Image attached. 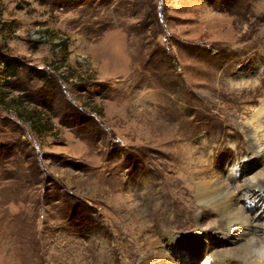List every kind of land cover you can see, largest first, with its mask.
I'll return each mask as SVG.
<instances>
[{
    "label": "rangeland",
    "instance_id": "rangeland-1",
    "mask_svg": "<svg viewBox=\"0 0 264 264\" xmlns=\"http://www.w3.org/2000/svg\"><path fill=\"white\" fill-rule=\"evenodd\" d=\"M0 53V264H211L225 185L264 222V0H0Z\"/></svg>",
    "mask_w": 264,
    "mask_h": 264
},
{
    "label": "bare ground",
    "instance_id": "bare-ground-1",
    "mask_svg": "<svg viewBox=\"0 0 264 264\" xmlns=\"http://www.w3.org/2000/svg\"><path fill=\"white\" fill-rule=\"evenodd\" d=\"M255 123H257V125H256L257 130L258 131L260 130L262 133H264L263 121L260 120L259 118L254 117V119L251 121V124H255ZM263 136H264V134H263ZM249 167L251 169L253 166L252 167L249 166ZM261 179H264V177ZM255 185H256L255 183L250 181V183H248V185H246V188H252V187H255ZM225 186H223V187L219 186V188L217 190L218 195H214V197L212 196V198H213L214 202L216 203L218 210H220L223 214L220 217V222L222 224L217 225L216 227H217V229H221L223 232H226L224 235H228L227 237L229 239L227 238V240L225 241L226 243H222L223 244L222 246L225 247L223 250L216 251V252L214 251V253L212 255L214 256L213 259H216V261H212L211 264H227L228 262H229L228 264H233L229 258L239 260L242 262V264H247V263L253 264L256 260L255 257H259L260 254H261V256L263 255L260 252V250L257 249L259 247V245L262 243V240L259 237H257V234L261 231H264V222L253 221L254 219L252 220V218L249 215H247V212H246L247 207L241 206L237 202H232V199L234 198L233 197L234 194L229 193V192L227 194H225V192H224V190L226 188ZM259 186L262 190L261 189L257 190V187H259ZM200 190H201L199 192L200 196L205 195L206 197H208L210 195L206 191V189L201 188ZM202 190H204V191H202ZM257 192H259V193H257ZM253 193L254 194L252 196L250 195V197L248 199H251L252 201L258 200L257 202H255V203H257V204H255V206L257 208V206H259V202L261 200H264V196H263L264 180L262 183L259 182V184L256 186V188L253 190ZM260 197H261V199H259ZM233 200H235V199H233ZM207 209H208L207 206L200 209L201 210L200 211V217L204 216V212L207 211ZM239 225H241L243 229L241 230V232L238 235L233 236V231H235ZM250 234H252L253 236L251 238H249L246 241V243H243V244L238 243L240 240H243L245 238V236H248ZM231 237L234 239H230ZM212 240L216 243H221V241L219 239H217V237L214 235H213ZM232 244H239V245H237L236 249L233 250L232 246H231ZM236 262L237 261H235L234 264ZM258 262H259V260H258Z\"/></svg>",
    "mask_w": 264,
    "mask_h": 264
},
{
    "label": "trees",
    "instance_id": "trees-1",
    "mask_svg": "<svg viewBox=\"0 0 264 264\" xmlns=\"http://www.w3.org/2000/svg\"><path fill=\"white\" fill-rule=\"evenodd\" d=\"M0 60L5 63L6 71H9L12 69L13 64H15V62H17V58L9 56L8 54L5 53H0Z\"/></svg>",
    "mask_w": 264,
    "mask_h": 264
}]
</instances>
